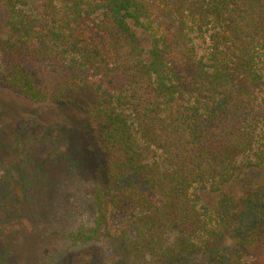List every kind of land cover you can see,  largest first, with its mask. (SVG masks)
I'll return each mask as SVG.
<instances>
[{"label": "trees", "instance_id": "16d2710c", "mask_svg": "<svg viewBox=\"0 0 264 264\" xmlns=\"http://www.w3.org/2000/svg\"><path fill=\"white\" fill-rule=\"evenodd\" d=\"M6 3L8 85L37 103L89 84L97 96L106 172L91 189L94 226L75 240L99 238L110 210L129 205L135 236L114 238L121 264L215 250L255 194L230 185L264 168V0H40L36 14ZM135 27L152 32L147 52ZM197 186L218 195L214 209ZM232 248L231 264H264V203Z\"/></svg>", "mask_w": 264, "mask_h": 264}, {"label": "rangeland", "instance_id": "374dc122", "mask_svg": "<svg viewBox=\"0 0 264 264\" xmlns=\"http://www.w3.org/2000/svg\"><path fill=\"white\" fill-rule=\"evenodd\" d=\"M14 1L33 14L40 9V0ZM8 13L6 0H0L1 35L10 30ZM135 30L147 52L152 32ZM197 43L203 53L204 41L197 38ZM6 66L0 51V264H121L127 258L114 238L123 230L135 236L129 205L110 210L99 238H74L81 228L94 226L98 207L91 189L106 172L94 87L75 88L60 102L37 103L8 85ZM143 145L149 161L157 158L154 148ZM263 183L264 168L241 170L229 189L237 195L255 193L241 221L225 232L215 250L168 264H231L232 244L253 224L264 203V190L256 193ZM195 191L202 205L216 207V193L199 186ZM175 235L171 233L170 240Z\"/></svg>", "mask_w": 264, "mask_h": 264}]
</instances>
